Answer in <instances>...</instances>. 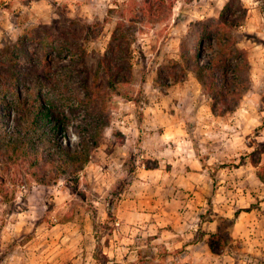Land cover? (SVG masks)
Wrapping results in <instances>:
<instances>
[{"label": "rangeland", "instance_id": "rangeland-1", "mask_svg": "<svg viewBox=\"0 0 264 264\" xmlns=\"http://www.w3.org/2000/svg\"><path fill=\"white\" fill-rule=\"evenodd\" d=\"M125 2H0V264H264L260 215L241 213L264 205V0H174L111 54L109 9ZM227 2L249 67L215 114L180 45ZM37 108L50 116L32 124ZM181 219L215 220L212 250L211 233L207 247L163 242Z\"/></svg>", "mask_w": 264, "mask_h": 264}, {"label": "trees", "instance_id": "trees-1", "mask_svg": "<svg viewBox=\"0 0 264 264\" xmlns=\"http://www.w3.org/2000/svg\"><path fill=\"white\" fill-rule=\"evenodd\" d=\"M173 5L174 0H127L124 6L116 4L117 8H110L109 11L119 12L108 45L111 54H115L112 51L114 47H119L122 44L130 47L136 40V34L139 32L143 34V30H141L142 26L148 27L149 25L165 21L169 17ZM228 6L229 3H225L216 24L200 23V28L194 34V42L197 43L193 48L184 41L180 45L181 59L190 66L204 90L211 95L213 102L210 107L211 111L215 114L223 113L220 112V107L216 106L217 101L224 104L229 100H233L234 102L239 100L241 91L245 87L243 80L249 67L246 52L242 48H239L232 39V36L226 32V29L233 28L239 22L237 17L230 18L228 15H225ZM136 24H140L141 27L136 29L138 28L135 27ZM204 40H214L217 47L214 56H207L205 61L201 59V54L198 52L199 46L200 48L202 47ZM104 59H107L106 55ZM105 60H103V63ZM105 68L109 73L111 69L110 64H105ZM228 107L226 105V111H229ZM35 112L38 115V119L37 117L36 119H32V124L50 116V112L40 110L39 108ZM62 152L67 161L76 162L77 158L75 154L64 150ZM254 165L256 166L257 162H254ZM155 167L156 164L152 166L145 165L146 169ZM257 176L264 183V164L258 168ZM214 239H220L218 233H212L209 236L208 244L211 250L213 248L212 240Z\"/></svg>", "mask_w": 264, "mask_h": 264}, {"label": "crops", "instance_id": "crops-1", "mask_svg": "<svg viewBox=\"0 0 264 264\" xmlns=\"http://www.w3.org/2000/svg\"><path fill=\"white\" fill-rule=\"evenodd\" d=\"M1 1L2 0H0V2ZM188 155L189 156L191 155L190 151H188ZM189 159H190V162L194 168L193 170L195 171V174H198L199 176H201L202 174L199 171V169L201 167L200 168L198 167V165L194 161V158L190 157ZM193 186H195V185H193ZM259 206L260 207H255L254 209L252 208L250 211L249 210L248 211L241 210V213L244 212V213H251L253 215H255V214L260 215V216H257L256 221L251 222L249 224L254 229H255V225L259 224V228H257V230L262 229L264 231V227L262 226V225H264V212H263L264 211V205H262V202H261V203H259ZM259 217H260V219H259ZM140 220L141 221L139 224L142 223V225H143V224H146L145 220H153V219H151L150 217L147 218V217L143 216ZM150 223H152V222H150ZM240 223H239V220L237 218V220H235L232 224L233 230H235L236 227L239 228ZM175 226H176V229H174L173 234L176 237H174V239H171V240H167V239L163 240V242H165L166 244H169L170 246H174L175 248L178 246H183V245L185 248H191V247L195 248L199 245L200 246L203 245L204 247H207L208 246L207 239H206L207 236L209 235V233L212 234V233L217 232V230H218V225H217V223H215V220H210V221H205V222L200 223V222L195 221L194 219L193 220L181 219V220L177 221V223H175ZM198 229H200L201 231H206V232H203L204 234H202V236H203L202 239L201 238L199 239L197 237L195 238V236L198 232ZM257 230H255L256 231L255 233H258ZM251 238L255 242L264 241L263 237H260L258 235L252 236Z\"/></svg>", "mask_w": 264, "mask_h": 264}]
</instances>
